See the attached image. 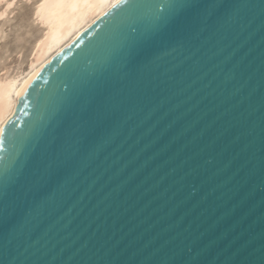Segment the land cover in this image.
<instances>
[{
	"label": "water",
	"instance_id": "1",
	"mask_svg": "<svg viewBox=\"0 0 264 264\" xmlns=\"http://www.w3.org/2000/svg\"><path fill=\"white\" fill-rule=\"evenodd\" d=\"M0 264H264V0H121L52 58L0 135Z\"/></svg>",
	"mask_w": 264,
	"mask_h": 264
},
{
	"label": "bare ground",
	"instance_id": "2",
	"mask_svg": "<svg viewBox=\"0 0 264 264\" xmlns=\"http://www.w3.org/2000/svg\"><path fill=\"white\" fill-rule=\"evenodd\" d=\"M2 1L5 3L0 10V19L11 9L15 0H0ZM119 1L121 0H38L37 3L35 2L33 17L40 27L42 26V31L32 44L26 67L18 68L12 73H9V70H3L0 74V135L15 112L20 94L44 66ZM1 39L0 33V41Z\"/></svg>",
	"mask_w": 264,
	"mask_h": 264
},
{
	"label": "rangeland",
	"instance_id": "3",
	"mask_svg": "<svg viewBox=\"0 0 264 264\" xmlns=\"http://www.w3.org/2000/svg\"><path fill=\"white\" fill-rule=\"evenodd\" d=\"M36 1L38 0H32V1L31 0H26V1L25 0H15L13 2V5L11 6V9L8 10L9 12L7 11V14H5L0 19V33L2 34V39L0 41V74L3 73V70H9L10 71L9 73H12L18 68L24 69L26 67L27 59H28L32 44L37 38V36H39L42 31V26L40 27V24L33 17L34 6L37 3ZM4 3L5 1L0 2V10L4 6ZM20 19L21 21H19ZM28 23H31V24H28Z\"/></svg>",
	"mask_w": 264,
	"mask_h": 264
},
{
	"label": "snow or ice",
	"instance_id": "4",
	"mask_svg": "<svg viewBox=\"0 0 264 264\" xmlns=\"http://www.w3.org/2000/svg\"><path fill=\"white\" fill-rule=\"evenodd\" d=\"M79 141H77V143H78Z\"/></svg>",
	"mask_w": 264,
	"mask_h": 264
}]
</instances>
